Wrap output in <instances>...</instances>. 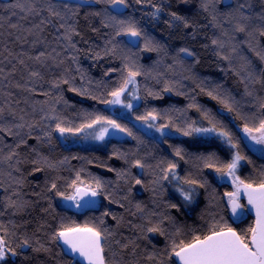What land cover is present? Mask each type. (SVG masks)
<instances>
[{
    "label": "trees",
    "instance_id": "trees-1",
    "mask_svg": "<svg viewBox=\"0 0 264 264\" xmlns=\"http://www.w3.org/2000/svg\"><path fill=\"white\" fill-rule=\"evenodd\" d=\"M59 0H53L58 3ZM75 3V0H69ZM259 11V0H252ZM31 4L39 12V15H29L23 18L25 13L19 8L8 9L11 4ZM164 10L159 14V19H153L149 13L153 11L150 6L141 7L133 3L132 8L126 13L137 19L145 30L156 41L162 45L159 52H141L139 63L145 69L151 71L152 75L145 78H138L140 95L144 99L134 101L131 112L121 106H109L99 103L96 99L77 96L68 91L69 85L62 84L60 88H52L51 83L62 77H75L72 81L77 88L85 87L93 95L106 97V92L118 82L119 75L105 77V70L119 66L121 61L118 57H105L96 61L89 54L90 49L101 50L107 39L110 29L101 26L98 18H84L87 7L81 10V15L73 23L79 36H73V42L80 50L75 53L78 59V66L87 74L81 79V73L76 71L77 63L72 61L74 50L66 47V41L60 39L64 29L59 28L61 21L49 15L46 10L47 0H0V107L4 108V121L9 124L25 123L26 127L20 131V136L0 133V157L7 155L14 150L18 153L12 161L0 164V176L3 186L0 187V223L5 224L10 232L15 233L17 238L28 236L33 241L39 240L50 252H33L26 249L29 260L26 264H80L78 260L68 256L60 243H52L50 236L54 228H58L61 222L83 224L86 221L98 222L103 217V228L108 230L109 237L105 242V258L107 264H149L144 259L146 251H152L146 241L140 239L141 232L138 226L145 223V216L155 213L151 218L155 221L161 216L175 218V223L165 221V227L169 233L179 229L176 239L189 240L192 235L206 233L207 227L223 217L224 221L243 230L254 222V217L248 212L241 221L233 223L230 211L225 205V191H231L228 183H219L217 174L211 169L197 167L195 157L215 153L222 162L230 161L233 149L228 148L222 138L216 136H196L187 138L172 132L168 137H161L154 129L143 132L142 125L134 119L133 113L142 114L145 110L157 108L158 110L180 109L183 114L173 113L172 119L176 123L183 121H195L197 126H209L204 119V113H208L218 125L229 130L240 142L242 155L247 156L252 163L241 162L239 175L242 179L258 181L261 168H264V156L259 155L249 147L244 139L242 127L245 122L243 117H250L259 113L257 97L264 99V85L261 83L252 84L245 79L241 72L242 61L238 56L231 58V61L221 59L217 55L215 46L211 39L219 35V29L213 28L208 13L200 9V0H190L188 4H182L179 0H152ZM97 9L101 5L95 6ZM224 10V6H219ZM15 15H12V12ZM177 12L189 19L198 27L184 28L180 22H172L169 13ZM51 21L43 23L41 21ZM13 24L18 27H12ZM36 25H40L36 28ZM230 29V24H225ZM93 28L99 31H93ZM59 29V31H57ZM31 30V34L29 31ZM237 41L241 42L240 53L246 56L252 67L259 71L264 64L257 58L247 45L243 44V34H236ZM259 44L264 46V37H257ZM181 47L191 48L196 55L184 57L183 64L176 63L174 57L176 51ZM40 52L51 59L38 62L34 58ZM229 49L225 48L221 55H228ZM199 60V63L195 61ZM23 61V63H21ZM32 71L39 72L43 79L32 77ZM88 79L92 83H88ZM103 81L102 84L97 82ZM173 86V92H163L165 84ZM246 88L253 92V96L245 94ZM28 89H34L29 91ZM147 90L159 92L163 99L156 100L147 95ZM203 89V90H201ZM180 95H176V92ZM212 92L216 99L209 96ZM49 93V95H45ZM62 96V100L56 98ZM221 100H228L235 109L228 112ZM67 101V104L64 103ZM47 102V103H45ZM196 107H189V105ZM43 105L45 111L41 112ZM55 107L56 114L73 125L83 120L85 113L103 115L132 128L133 132L141 137L140 141L131 137H109L104 142L92 139H83V134L77 137H68L67 141L61 138L58 133L52 132L51 140L45 138L44 134L49 131L48 125L55 124V121L44 120L43 116L49 107ZM14 113L15 115H12ZM23 117V121L20 120ZM31 126V136L28 135V127ZM23 137L26 145L16 147ZM167 142H163L164 140ZM182 147L185 150V160L179 161L173 156V148ZM11 146V147H10ZM35 149V151H33ZM122 154L128 161L136 158H147L155 164L160 159L178 160L179 174L183 177L191 174L194 179L201 183L207 181V187L197 188L198 195L195 203L184 207L180 212L168 207L169 203H181L183 201L173 190V185L167 181L164 183V190L155 194L152 191V175L142 173L140 169L131 168L130 163H125L124 158H117ZM73 157H78L73 159ZM35 161H40L39 164ZM185 161H188L187 163ZM12 167L9 168L8 164ZM50 163L54 167H48ZM37 167H42V172H36ZM116 171L109 172L107 168ZM16 169H19L17 171ZM81 169L83 171L81 172ZM118 171H130L132 175L141 177L144 187L133 186L128 192V184L117 177ZM11 173V177L8 173ZM77 172H81V178L87 182H93V177L98 178L104 184V192L98 196V205L94 209L77 210L70 205V202L61 200L48 188L52 182H56L61 191L70 192L67 183L75 178ZM14 178V179H13ZM16 180L22 184L15 183ZM7 189V191H5ZM13 190L19 193V198L27 201L28 205L20 212L13 214L12 209L4 211L2 201L12 195ZM214 190V191H213ZM115 199L118 203H109L105 198ZM127 197L124 199V197ZM17 197H13L16 199ZM241 203L245 201L241 198ZM121 204L123 207H121ZM140 204L143 211H138L136 205ZM246 206V204H245ZM247 208V207H246ZM105 211L111 216H103ZM112 216L117 219H112ZM156 247L161 249L165 246L166 240L158 235L150 236ZM127 245V247H122ZM136 245L137 247H134ZM168 264H177L175 258Z\"/></svg>",
    "mask_w": 264,
    "mask_h": 264
},
{
    "label": "snow or ice",
    "instance_id": "snow-or-ice-1",
    "mask_svg": "<svg viewBox=\"0 0 264 264\" xmlns=\"http://www.w3.org/2000/svg\"><path fill=\"white\" fill-rule=\"evenodd\" d=\"M182 4L190 3V0H179ZM136 4L141 7L150 6L153 11L145 13L150 15L153 19H159V14L164 10L158 4L152 3V0H75V3L69 0H59L58 3H53V0H47L46 10L49 15L61 21L59 28L64 29V34L60 39L66 41V47H71L74 50L72 61L77 63L76 71L81 73V79L86 78V73L78 66L79 57L75 54L80 50L73 42V36H79L80 33L76 30L73 23L76 18L81 15V10L87 7L88 11L85 12L84 18L89 17L98 18L101 26L105 29H110L107 34V39L101 50L90 49L89 54L96 60H102L105 57H118L121 64L104 71L103 76L112 77L113 74H118V82L115 83L106 92V97L93 95L87 88H77L73 85L72 81L75 77H62L59 80H54L51 83L52 88H60L62 84L69 85L68 91L75 93L77 96L96 99L101 104L116 106L131 112L133 110L134 101L144 99L140 95V85L138 78L149 77L152 75L151 71L144 68L139 63L141 52H159L162 50V45L154 39L140 22L135 19L131 14H127L126 10L132 8ZM101 5L99 9L95 6ZM220 5L224 6V10L220 9ZM8 9L19 8L25 13L23 18L29 15H39L40 12L31 4L23 5L19 3L7 6ZM200 9L208 13L210 23L213 28L219 29V35L211 39V44L215 46L217 55L221 59L231 61V58L238 56L242 61L240 70L245 74V79L252 84L261 83L264 85V68L259 71L252 67V62L240 53L239 49L241 42L237 41L236 34H243V44L255 53L257 58L264 64V46L259 44L257 37H264V0H259V11L252 0H200ZM15 15L13 11L11 13ZM171 20L168 21V26L172 27V22H180L184 28L198 27L193 22H190L186 17L179 15L177 12L169 13ZM2 19V18H0ZM51 21H41L43 23H50ZM78 22V21H76ZM230 24L231 28L226 29L225 24ZM12 27H18L13 24ZM39 28L40 25H36ZM29 34H31V30ZM59 31V29H57ZM93 31H99L93 28ZM229 49L228 55H221L223 50ZM196 53L189 47H181L176 51L174 57L176 63L183 64L184 57H194ZM34 58L38 62H44L51 57L47 56L45 52H40ZM199 63V60L195 61ZM23 63V61H21ZM3 69H0V73ZM32 77L43 79L39 72L32 71ZM92 83L90 79L87 81ZM102 84L103 81L97 82ZM33 91L34 89H28ZM203 90V89H201ZM163 92H173V86L165 84L162 89ZM147 95L153 99L161 100L163 96L159 92L147 90ZM176 92V95H180ZM245 94L253 96V92L246 88ZM49 95V93H45ZM213 99L217 97L208 93ZM62 100V96L56 98ZM257 105L254 107L259 108L257 115L250 117H243L245 120L242 132L244 139L248 142L249 147L253 151H259L264 155V99L259 97ZM47 103V102H45ZM67 104V101H64ZM221 103L228 112H233L235 109L228 100H221ZM189 107H199L196 105H189ZM44 112L43 105L40 109ZM173 113L183 114V110L172 108L167 110H158L151 108L145 110L142 114L134 115V119L139 121L144 128L143 132L154 129L161 137H168L172 132L178 133L180 136L193 138L196 136H216L222 138V142L230 149H233L232 157L228 162H222L215 153H210L206 156L201 155L195 157L197 167L211 169L217 174L219 180L224 181L227 179L231 183L233 190L225 191L223 197L226 198L225 205L230 211L233 223H237L243 219L245 211L252 210L255 214V219L252 225L243 230H238V227H233L232 224L224 221L223 217L217 221L213 218V222L207 227L206 233L199 235L194 234L187 241L184 239H176L180 230L175 229L174 233H169L168 229L164 226L165 221L175 223V218L170 216H161L158 220H153L151 217L155 213L145 216V223L139 227L141 232L140 239L147 242L151 246L152 251H146L144 259L149 264H168L173 258L178 261V264H264V168H261L259 173V180H245L238 174L241 167V162L251 164L252 161L245 155L241 154L240 142L232 132L223 128L222 125L210 117L208 113H204V119L208 121L209 126H197L195 121H183L176 123L172 119ZM12 115H15L12 113ZM5 110L0 107V133H7L8 135L20 136V131L26 127L25 123L9 124L4 121ZM44 120L55 121V124H49L48 129L44 136L48 140L52 138V132L58 133L64 141L68 137H77L83 134V139H92L99 142H104L113 133L123 134L125 137H131L134 140L143 142L140 136H137L132 128L125 124L118 122L103 115L94 113H85L81 123L73 125L71 121L62 119L56 114L55 107H49L47 113L43 116ZM23 121V117H20ZM29 131L28 135L31 136V126H27ZM163 142H167L165 139ZM26 140L21 137L16 147L26 145ZM256 145L261 146L259 149L255 148ZM11 147V146H10ZM173 156L177 157L179 161L185 160V150L182 147H173ZM35 151V149H33ZM2 153V149H0ZM18 153L14 150L10 151L7 155L0 157V164L12 161L14 156ZM78 157H73L76 159ZM117 158H124L125 163H130L131 168L140 169L142 173L147 172L152 175L153 185L152 191L159 194V191L164 190V183L167 181L173 185V190L178 194L179 198L183 201L181 203H169L168 207L180 212L182 208L190 206L195 203V198L198 195L197 188L207 187V181L201 183L199 180L194 179L191 174L181 176L179 174L178 160L160 159L155 164L151 163L146 157L136 158L128 161L122 154L117 155ZM186 163L188 161H185ZM39 164L40 161H35ZM48 167L54 165L48 163ZM8 167L11 168L12 164L9 163ZM19 171V169H16ZM42 167H37L36 172H42ZM109 172L116 171L109 167ZM83 169H81V172ZM81 172H77L75 178L67 183V187L71 189L70 192L61 191L56 182H52L48 188L49 192L54 193L61 200L70 202V205L77 210L95 208L96 197L104 192V184L98 179L93 177V182H87L81 178ZM3 171H0V176H3ZM8 175L11 177V173ZM117 177L128 184V192H131L133 186L144 187V181L141 177L131 174L130 171H118ZM14 179V178H13ZM15 183L22 184V181L16 180ZM3 186V180H0V187ZM7 191V189H5ZM214 191V190H213ZM111 194H106L105 198L109 203H118L115 199L109 198ZM242 196L246 198L247 205L251 206L250 209L246 208L245 204L241 203ZM13 197H17L13 199ZM127 197L125 196L124 199ZM4 211L8 209L13 210V214L25 209L28 205L27 201L19 198V193L13 190L12 195L6 197L3 201ZM121 207L123 205L121 204ZM138 211H143L140 204L136 205ZM4 212L0 211V215ZM108 211L103 213V216H111ZM112 219L117 217L112 216ZM103 217L99 218L98 222L93 223L86 221L83 224L75 222L64 223L61 222L58 228H54L50 236L52 243H62L69 252L73 255H78L87 261V264H107L105 258V242H107L109 233L108 230L103 228ZM158 235L164 237L167 241L165 246L161 249L156 247V243L150 236ZM122 247H127L123 245ZM134 247H137L134 245ZM26 249L39 253L50 252L51 249L46 247L39 240L33 241L28 236L17 238L15 233L10 232L8 227L0 223V264H26L29 256Z\"/></svg>",
    "mask_w": 264,
    "mask_h": 264
},
{
    "label": "water",
    "instance_id": "water-1",
    "mask_svg": "<svg viewBox=\"0 0 264 264\" xmlns=\"http://www.w3.org/2000/svg\"><path fill=\"white\" fill-rule=\"evenodd\" d=\"M95 199H96V205H98V197H96ZM242 199L245 201L246 207H247L248 209H250L251 206L247 205V200H246V198H244V197L242 196ZM96 207H97V206H96ZM96 207H95V208H96ZM91 209H94V208H91ZM248 212H249V213L254 217V219H255L254 211H252V210H248ZM60 245H61V247L63 248L64 252H65L68 256H70V257H72V258L78 260V262H79L80 264H87V261H84L83 258L79 257L78 255H73V254H71V253L69 252V250L66 248V246H64L62 243H60ZM177 264H178V261H177Z\"/></svg>",
    "mask_w": 264,
    "mask_h": 264
},
{
    "label": "rangeland",
    "instance_id": "rangeland-1",
    "mask_svg": "<svg viewBox=\"0 0 264 264\" xmlns=\"http://www.w3.org/2000/svg\"><path fill=\"white\" fill-rule=\"evenodd\" d=\"M117 106H119V105H117ZM121 137L122 136V134H119V133H113V134H111L109 137ZM108 137V138H109ZM107 139V138H106ZM261 146H259V145H256L255 146V148H257V149H259ZM259 155H261V153L259 152V151H256ZM261 156H264V155H261ZM217 180H218V182L219 183H228V184H230L231 185V183L229 182V181H227V179L226 180H224V181H221V180H219L218 179V177H217ZM232 187V186H231ZM232 190H233V188H232ZM248 213V211H245V213L243 214V217L246 215Z\"/></svg>",
    "mask_w": 264,
    "mask_h": 264
}]
</instances>
